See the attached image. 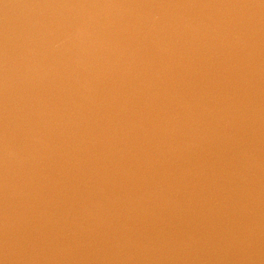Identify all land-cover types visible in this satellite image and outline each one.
<instances>
[{
  "label": "water",
  "instance_id": "water-1",
  "mask_svg": "<svg viewBox=\"0 0 264 264\" xmlns=\"http://www.w3.org/2000/svg\"><path fill=\"white\" fill-rule=\"evenodd\" d=\"M0 264H264V0H0Z\"/></svg>",
  "mask_w": 264,
  "mask_h": 264
}]
</instances>
